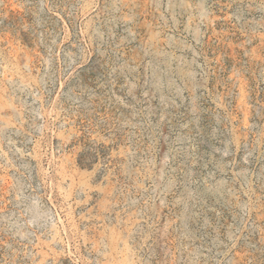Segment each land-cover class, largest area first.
<instances>
[{
  "label": "rangeland",
  "instance_id": "1",
  "mask_svg": "<svg viewBox=\"0 0 264 264\" xmlns=\"http://www.w3.org/2000/svg\"><path fill=\"white\" fill-rule=\"evenodd\" d=\"M0 264H264V0H0Z\"/></svg>",
  "mask_w": 264,
  "mask_h": 264
}]
</instances>
